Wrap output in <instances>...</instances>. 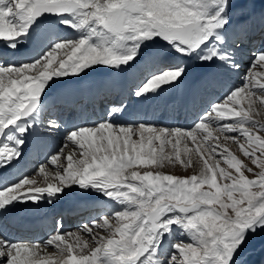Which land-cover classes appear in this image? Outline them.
<instances>
[{
    "label": "snow or ice",
    "instance_id": "6c2138e0",
    "mask_svg": "<svg viewBox=\"0 0 264 264\" xmlns=\"http://www.w3.org/2000/svg\"><path fill=\"white\" fill-rule=\"evenodd\" d=\"M255 7L253 0H0V42L13 52L32 41L39 47L27 60L0 63V169L23 158L41 124L43 98L58 80L135 67L144 79L133 94L143 97L178 83L189 62L239 71L237 40L248 27L234 21L237 15L252 20ZM262 110L264 51L242 84L210 103L189 129L121 121L122 103L107 118L76 126L48 158L56 171L40 165L42 185L23 175L0 186V210L51 204L74 186L119 210L83 224L87 239L62 232L60 224L43 244L0 235V264H241L251 238L264 233ZM59 128L49 121V132ZM194 162L198 174L164 171ZM52 246L56 257L42 255Z\"/></svg>",
    "mask_w": 264,
    "mask_h": 264
},
{
    "label": "bare ground",
    "instance_id": "6f19581e",
    "mask_svg": "<svg viewBox=\"0 0 264 264\" xmlns=\"http://www.w3.org/2000/svg\"><path fill=\"white\" fill-rule=\"evenodd\" d=\"M253 2L256 5L254 18L249 20L251 21L250 23L244 25L248 27L247 35L251 36L252 42H255L264 30L261 20L264 17V2L262 0H253ZM246 20L248 19H242L237 15L234 23L243 24ZM50 23L52 22L49 21L42 25V27L47 28ZM61 31L65 35H76V33L67 29H61ZM235 38V36L231 37L234 40ZM237 47L240 49V65L244 66L247 64L250 68L254 57L260 51H264V43L257 53L250 52L251 47L242 42H238ZM38 51L39 47L35 41L26 43L16 52H13L0 42V63L4 64V61L27 60ZM189 64L191 65L189 71L178 83L172 86H165L162 91L143 97H137L133 94L137 85L144 79V72L135 67L123 71L113 70V73L107 72L104 68H96L88 71L86 75L82 74L79 79L69 77L58 80L51 85L47 90L46 97L43 98L45 105L39 117L41 124L37 131L28 137L26 145L23 148V158L19 163H14L11 167L0 169V186L8 181L19 179L23 175L35 178L42 185L43 177L37 174V170L33 172V163L37 162L33 158L34 156L37 158L39 154L42 157V161H45L44 165L47 170L50 173L56 171V166L52 165L48 158L50 155L55 154L61 148V145L65 143L69 131L76 126H86L80 124L67 126L63 123H58L60 124V128L49 132L47 130L49 121H52L51 118L56 116V113L63 105H68L75 114H80V108L77 106L79 102L91 100L92 106L89 107L85 117L91 119V121H100L107 118V113L112 106L122 103L125 106V111L117 115V118L121 121H150L157 126L189 129L194 119L198 118L210 103L220 102L222 97H225L231 88L241 85L242 78L248 72L247 67L244 69L243 66L240 67L239 71H226L219 68L217 70V68L201 67L195 62H189ZM244 70L247 71L243 72ZM252 70L259 71L262 69L256 68ZM111 94H114L115 99L106 101V98ZM258 119H264V116ZM232 144H228L229 149L231 150L232 147L236 153L239 152L237 156L242 158V153ZM72 147L73 145L69 143L68 147L65 148V152L70 151ZM61 159L63 160V157ZM180 168L182 170V167H178L177 170ZM49 178L51 179V177ZM109 209L119 210V206L94 191L85 192L74 186L71 190H66L65 195L51 204L46 200H42L39 203L29 201L8 206L6 211L0 210V235L14 241L40 242L43 244L50 235L55 233V231L50 232L53 228L52 219L55 215L60 214L62 218L67 217L66 223L62 224V220L60 221L63 227L62 232L80 233L87 239V234L80 232L82 225L88 224L92 218L102 215ZM19 210L20 213L27 214V224H31L32 226L44 224L47 226V238L40 240V236L36 233H15L17 229L12 224L14 218L20 215V213H17ZM85 212H91V217H84ZM75 222H77L78 226L71 227ZM67 229L72 230L66 231ZM43 254H49L53 257L58 255L54 246L46 248L42 252Z\"/></svg>",
    "mask_w": 264,
    "mask_h": 264
},
{
    "label": "rangeland",
    "instance_id": "374dc122",
    "mask_svg": "<svg viewBox=\"0 0 264 264\" xmlns=\"http://www.w3.org/2000/svg\"><path fill=\"white\" fill-rule=\"evenodd\" d=\"M249 20H246L243 24H246V23H250L251 21H249ZM263 28H264V26H263ZM262 28V29H263ZM261 29V30H262ZM261 32V31H260ZM248 34V33H247ZM69 36V35H68ZM247 38V37H246ZM236 39V38H235ZM234 40V39H233ZM250 52H251V49H250ZM255 58V57H254ZM249 59V58H248ZM11 61H4V64H7V63H10ZM243 65H240V67H242ZM246 67H247V69H248V71H249V69H250V67H248V65L247 64H245L244 66H243V68L244 69H246ZM105 69V68H104ZM211 69V68H210ZM217 70H218V68H217ZM226 71H229V70H226ZM247 70H244L243 72H246ZM113 73V72H112ZM221 97V96H220ZM222 98H224V97H222ZM214 101V100H213ZM162 112V111H161ZM203 112V111H202ZM263 114V115H262ZM262 114L258 117V118H261V117H263L264 116V110H262ZM199 116V115H198ZM197 116V117H198ZM195 120H197V118L196 119H194V121ZM143 121V120H142ZM137 122H140V120H137ZM232 135H234V134H232ZM64 145H65V143L64 144H62L61 145V147H64ZM234 147H236V148H238V145H236V144H232ZM190 147H191V145H190ZM231 151L233 152V153H235L236 155H238L239 154V152L238 153H236L235 152V150L231 147ZM217 158H219V157H217ZM242 159H243V157H242ZM247 162V161H246ZM222 166H224V167H227V165L226 164H224L223 162H222ZM39 165H35V167L33 168V170L34 171H38V169H39ZM178 167H182V170H181V168L179 169V170H177L178 169ZM174 168H175V170H177V171H175L174 170ZM170 167V168H165L164 169V171H168L170 174H177V175H181V176H184V175H192V174H198L199 173V171H200V165L199 164H196L195 162H194V164H193V166H190V167H188V168H185V167H183V166H180V165H177L176 167ZM192 169H194V170H192ZM173 170V171H172ZM33 171V172H34ZM175 171V172H174ZM192 171V172H191ZM257 171H258V169H257ZM172 172V173H171ZM174 172V173H173ZM186 173V174H185ZM104 207V206H103ZM105 213V212H104ZM73 230H74V228H72ZM72 229H67L66 231H71ZM175 240H184L185 242H187V240H188V238L186 237V236H184V237H179V236H175V238H174ZM240 260H241V264H264V233H258L255 237H253V238H251V240H250V243L245 247V249H244V251L241 253V256H240Z\"/></svg>",
    "mask_w": 264,
    "mask_h": 264
}]
</instances>
